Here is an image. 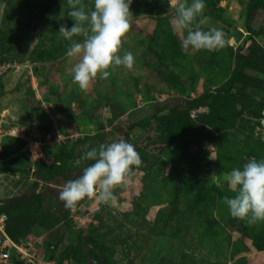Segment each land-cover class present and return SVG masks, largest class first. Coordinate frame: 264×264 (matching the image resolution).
<instances>
[{
    "label": "rangeland",
    "instance_id": "1",
    "mask_svg": "<svg viewBox=\"0 0 264 264\" xmlns=\"http://www.w3.org/2000/svg\"><path fill=\"white\" fill-rule=\"evenodd\" d=\"M257 1L205 0L202 28L215 27L233 38L225 48L210 52L182 50L186 33L173 32L171 0H133L132 27L120 52L133 53V68H110L107 79L98 77L83 91L72 80L78 58L66 56L70 42L58 32L61 24H74L66 0H0V6L8 5L0 15V42L6 44L1 52L13 65L0 81L5 118L32 138L43 137L49 131L43 127L50 123L58 127L60 138L49 148L50 156L66 154L76 139L97 132L106 143L125 140L153 156L150 161L141 157L149 167H134L128 186L115 189V202L86 197L68 208L65 222L49 230L30 228L22 244L46 259L79 234L95 239L89 250L99 264H264L263 242L257 239L264 221L250 226L233 218L223 198L209 188L214 184L224 197L233 198L224 176L253 157L264 159V108L259 117L243 112L230 126L221 121L201 125L195 133L198 142L187 148L179 140L159 143L154 120L146 127L137 124L158 108L182 107L207 88L212 91L232 71L236 49L247 51L249 37L264 46V9L252 7ZM43 9L45 18L33 32L30 28ZM171 73L180 89L169 80ZM206 110L202 105L190 113L195 117ZM23 143L10 141L16 156L0 161V205L50 187L55 190L45 198L41 215L53 213L52 199L66 181L39 180L38 161L31 168L15 158L24 153Z\"/></svg>",
    "mask_w": 264,
    "mask_h": 264
},
{
    "label": "clouds",
    "instance_id": "2",
    "mask_svg": "<svg viewBox=\"0 0 264 264\" xmlns=\"http://www.w3.org/2000/svg\"><path fill=\"white\" fill-rule=\"evenodd\" d=\"M132 2L92 0L93 7H89L86 0H66L70 9L68 17L74 24L71 28L61 24L58 32L70 42L66 56L78 58L72 67V80L81 90H88L98 77L107 79L110 68H133V53L126 51L120 55L123 38L132 27ZM7 6L6 3L0 6V15ZM171 7L175 10L173 32L186 33L181 42L182 50L214 52L232 42L233 38L221 29L202 28L205 0H191L190 3L189 0H171ZM74 37H82V40L78 42ZM83 161L93 163L84 167L78 178L68 180L59 193V199L69 209L86 197H96L106 204L115 202V189L126 188L134 167L143 163L135 146L125 140L92 148L76 159L74 166H80ZM224 181L235 193L233 198H223L230 215L245 220L250 226L264 221V159H249L242 169L234 168L227 173Z\"/></svg>",
    "mask_w": 264,
    "mask_h": 264
},
{
    "label": "trees",
    "instance_id": "3",
    "mask_svg": "<svg viewBox=\"0 0 264 264\" xmlns=\"http://www.w3.org/2000/svg\"><path fill=\"white\" fill-rule=\"evenodd\" d=\"M252 7L264 9V0H258ZM45 13V9L39 12L38 22L32 24L30 28L33 32L39 30V25L37 24L43 21ZM261 33L264 35V30L261 31ZM1 39L2 37H0V41ZM248 40H250L251 43L247 45V51L243 52L242 47L236 49L232 71L224 80L218 83L212 91H209V88H207L199 96L185 101L182 107H170L164 112H162L161 108H158L151 115L142 117L138 120L137 124L146 127L151 123V120H154L156 129L158 130L156 140L159 143L170 145L179 140L182 142V146L187 148L189 144L198 142L199 137L196 136L195 133L201 130V125L206 127L221 121L225 122L227 126H230L235 123L236 116H240L243 112H248L259 117L264 108V46L259 44L253 37H249ZM5 45L4 41L3 45L0 42V58L2 60H6L1 52V48ZM168 78L180 89L181 85L174 80L176 78L174 73H171ZM256 96L263 97V99L257 101ZM202 105L207 106L206 112L198 113L195 117L192 116L190 111ZM50 125L51 123L49 126L43 127L44 132L51 130ZM16 139L19 138L8 139L3 144V148L0 151V161H5L16 156V153L12 154L14 150H11L8 146L10 141ZM102 143H106L104 142V136L102 137L97 132L76 139L66 154L59 153L50 156L49 148L51 146L46 145L44 150L46 154L51 157L52 162H37L35 170L37 178L39 180L41 179L43 182L56 180L54 179L55 177L59 178L57 182H67L68 180L78 178V176L82 174L83 168L93 163V161H83L80 166H74L75 160L92 148H98ZM137 152L140 154V157L147 156L148 158L146 159H148V161L153 158L152 155H146L140 150H137ZM15 158H18L24 165L30 164V160L25 153H20ZM173 163L176 164V162ZM149 164L148 162L147 165H141L138 169L146 170ZM35 186H37V182L34 183V187ZM209 188L217 197L224 198V194L218 186L212 184ZM54 190L50 187H46L44 191H37L34 189L31 193L13 197L0 205V213H5L7 215L6 232L11 239L19 243H24L25 235L30 231V228L40 225L43 229L49 230L55 224L65 222L68 219L69 211L59 199L60 191H58L57 196H55V201L52 199V205L56 210L53 213L41 215L43 213L45 198L48 194L53 193ZM176 192L177 195L178 190H176ZM258 236L257 239L259 243L263 242L262 245L264 246V227L261 229ZM57 241L60 243L61 236ZM94 241L95 239L93 237L88 235L81 237L78 234L76 238L69 239L65 245L61 246L58 255H51L46 259H55L57 263H60L62 259L68 258L73 261V264H99V258L95 253L89 250L92 245L91 242ZM19 262L25 264L21 257H17L15 253L12 252L10 264Z\"/></svg>",
    "mask_w": 264,
    "mask_h": 264
},
{
    "label": "built area",
    "instance_id": "4",
    "mask_svg": "<svg viewBox=\"0 0 264 264\" xmlns=\"http://www.w3.org/2000/svg\"><path fill=\"white\" fill-rule=\"evenodd\" d=\"M12 67L13 65L9 61L0 58V81L2 80V76ZM53 125L52 123L51 130L46 132L43 137H28L25 131L16 123L8 121L5 118L4 111L0 109V151L3 148V144L8 139L19 138L24 141L21 151L27 153L25 154L30 160L31 168L33 167L34 161L50 163L52 159L46 154L44 147L46 145L51 146L60 138L58 127L56 128L55 126L53 128ZM52 136L55 137L51 138ZM49 140L53 141L49 142ZM6 220L7 215L5 213H0V264H10L12 252H14L17 257H21L25 264H73V261L68 258L62 259L60 263H57L55 259H43L37 256L28 246L14 241L6 232Z\"/></svg>",
    "mask_w": 264,
    "mask_h": 264
},
{
    "label": "water",
    "instance_id": "5",
    "mask_svg": "<svg viewBox=\"0 0 264 264\" xmlns=\"http://www.w3.org/2000/svg\"><path fill=\"white\" fill-rule=\"evenodd\" d=\"M86 2H88V1L86 0Z\"/></svg>",
    "mask_w": 264,
    "mask_h": 264
}]
</instances>
